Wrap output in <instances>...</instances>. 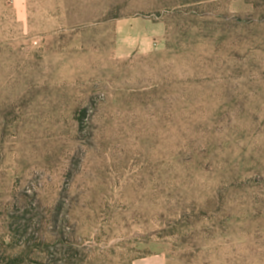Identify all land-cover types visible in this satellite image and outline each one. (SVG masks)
<instances>
[{
    "label": "rangeland",
    "instance_id": "374dc122",
    "mask_svg": "<svg viewBox=\"0 0 264 264\" xmlns=\"http://www.w3.org/2000/svg\"><path fill=\"white\" fill-rule=\"evenodd\" d=\"M264 264V0H0V264Z\"/></svg>",
    "mask_w": 264,
    "mask_h": 264
},
{
    "label": "crops",
    "instance_id": "0c3cea01",
    "mask_svg": "<svg viewBox=\"0 0 264 264\" xmlns=\"http://www.w3.org/2000/svg\"><path fill=\"white\" fill-rule=\"evenodd\" d=\"M137 264V263H136Z\"/></svg>",
    "mask_w": 264,
    "mask_h": 264
}]
</instances>
